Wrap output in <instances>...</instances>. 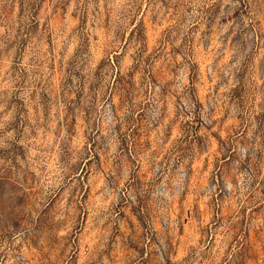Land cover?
<instances>
[{
    "label": "clouds",
    "instance_id": "obj_1",
    "mask_svg": "<svg viewBox=\"0 0 264 264\" xmlns=\"http://www.w3.org/2000/svg\"><path fill=\"white\" fill-rule=\"evenodd\" d=\"M0 264H264V0H0Z\"/></svg>",
    "mask_w": 264,
    "mask_h": 264
}]
</instances>
